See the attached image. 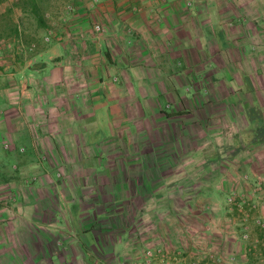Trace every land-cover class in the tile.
I'll use <instances>...</instances> for the list:
<instances>
[{
    "label": "crops",
    "instance_id": "crops-1",
    "mask_svg": "<svg viewBox=\"0 0 264 264\" xmlns=\"http://www.w3.org/2000/svg\"><path fill=\"white\" fill-rule=\"evenodd\" d=\"M103 1L100 33L0 65V264H75L80 240L113 253L132 231L195 257L196 207L263 215L264 0Z\"/></svg>",
    "mask_w": 264,
    "mask_h": 264
},
{
    "label": "rangeland",
    "instance_id": "rangeland-1",
    "mask_svg": "<svg viewBox=\"0 0 264 264\" xmlns=\"http://www.w3.org/2000/svg\"><path fill=\"white\" fill-rule=\"evenodd\" d=\"M12 1L13 0H6V2L1 5L0 12L11 6ZM103 5V0H98L97 3H94L93 0H81V2H77L75 0H54L52 8L47 14L50 29L45 30V32L40 31L38 33L39 40H41L44 44H48L51 42L55 43L66 34H68L70 38H74L75 36L72 33L73 31H70L68 28H73L78 21H81V23H83V25H85L86 28L94 34L100 33L102 31V27H105V21H102L99 15V8ZM14 13V19L19 17L20 14L18 10H15ZM96 25L100 26V32L94 31V26ZM65 26L67 27L66 30L64 29ZM12 49L13 48L8 47L9 51L3 52V48H0V65L4 66L3 68L10 66L11 55L15 54V51L12 53ZM23 52L24 53H20L21 56L18 55L20 56L19 60H24V58H26V63L31 57L32 52L27 50ZM20 80L22 82L19 86L21 87L24 85L28 89L29 83L27 80L25 81V77H20ZM194 164L198 167L197 165L199 164V160L197 157L194 160ZM196 178H199V183L209 181L207 180L208 177H206L207 179L205 178V175H198ZM262 194L264 196V192H262ZM262 194L261 197L262 200H264ZM229 199H232L233 202L229 203ZM226 204L231 209L234 208V204H236L237 207L238 204L244 206L242 200L234 193L226 199ZM196 210L204 212V214L210 216L211 218L210 222L207 223V227L209 228L207 233L196 232L192 233L193 236L186 238V245L184 248H190L193 243L197 246L193 249L196 251L194 254L195 257L186 258L187 252L183 251L185 249L180 248L182 251L174 249L175 245L179 244V241H176L178 238L177 234H180L175 232L176 239L174 240L176 241H174L175 245L173 244L171 248L167 246L164 247L165 240L161 239L162 234H148L147 236L144 235L145 237H148L147 239H142V234H137V232L134 233L132 231V234H126L124 238H120V236L116 237L120 244L117 248H115V250H113V253L106 252L104 247H100L98 249V246L101 245L102 242L100 238H98V243L95 248L93 250L89 248V250L92 252L97 261L103 262L104 264H146V252L149 250L154 252L162 251V253L168 254V256L172 258L175 257L176 259H182L181 264H188L189 262H194L196 264H264V234H260L261 236H259V234L248 233L250 232V226H252V228H254L257 232H264V211L261 218L259 217L258 220L254 219L253 224L248 225V223H245L243 225L236 226L234 225L235 222L231 221V218L229 219V222L223 223V220L218 215L220 211H218L217 206H211L206 209L201 206L196 207ZM135 226L136 224H133V227ZM239 228L243 230L242 233H235ZM195 234L201 235H197L199 236L197 238L194 236ZM22 241L23 244L26 245V240ZM110 241L111 240L105 241L103 239V243L105 244L106 242V245L107 242ZM29 242L32 243L31 240H29ZM106 248L108 251L112 250L108 245ZM76 249V251L80 253L79 256L82 258V261L80 262V259H78L79 262H76L75 264H88L87 260L83 257L80 247H77ZM95 263L96 261H94V264ZM71 264H74L73 260H71ZM152 264L161 263H159L158 258L155 257L152 260Z\"/></svg>",
    "mask_w": 264,
    "mask_h": 264
},
{
    "label": "trees",
    "instance_id": "trees-1",
    "mask_svg": "<svg viewBox=\"0 0 264 264\" xmlns=\"http://www.w3.org/2000/svg\"><path fill=\"white\" fill-rule=\"evenodd\" d=\"M53 1L54 0H13L11 6L0 12V48H3V52L9 51L8 44L11 43L10 48H13L12 50L16 52V46H23L25 50H30L33 44L41 42L38 33L50 29L47 14L52 8ZM75 1L81 2V0ZM5 2L6 0H0V7ZM15 10H18L20 14L16 19H14ZM9 41L11 43H7ZM105 55H107L106 52ZM8 163L9 161L6 162V169L8 167L10 168ZM12 177L13 176L3 168L0 175V183L8 182ZM97 243L98 241L95 246ZM79 247L88 264H94V261H96L95 264H104L94 258V255L89 250V244L87 245V242L85 243L80 240ZM100 247L106 249V245L103 241L101 245L98 246V249Z\"/></svg>",
    "mask_w": 264,
    "mask_h": 264
},
{
    "label": "built area",
    "instance_id": "built-area-1",
    "mask_svg": "<svg viewBox=\"0 0 264 264\" xmlns=\"http://www.w3.org/2000/svg\"><path fill=\"white\" fill-rule=\"evenodd\" d=\"M93 2L94 3H97L98 0H93ZM94 31L100 32L101 31L100 26L99 25L94 26ZM228 202L231 203V202H233V200L232 199H229ZM155 257L158 258V261L161 264H181V261H182V259H176L175 257L172 258V257L168 256V254L162 253V251H156V252H154L152 250H149V251L146 252V259H147L146 264H152V260ZM188 264H196V263L189 262Z\"/></svg>",
    "mask_w": 264,
    "mask_h": 264
}]
</instances>
